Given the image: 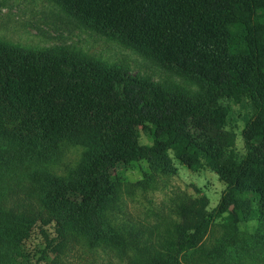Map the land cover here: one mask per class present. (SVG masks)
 Here are the masks:
<instances>
[{"label": "trees", "instance_id": "1", "mask_svg": "<svg viewBox=\"0 0 264 264\" xmlns=\"http://www.w3.org/2000/svg\"><path fill=\"white\" fill-rule=\"evenodd\" d=\"M54 1L187 85L64 47L0 41V264H17L13 254L39 219L54 222L63 240L75 233L92 246L102 241L141 255L131 264H184L180 258L197 253L213 218L224 214L226 232L208 253L210 264L225 263L243 225L255 227L256 246L263 243L264 0ZM226 101L248 108L242 155ZM139 126L157 136L142 143ZM66 144L84 153L62 175L51 165ZM171 151L192 171L209 167L225 190L212 211L205 197L180 204L184 220L158 247L141 227L111 220L120 182L110 171L138 161L172 169ZM71 192L80 199L69 201Z\"/></svg>", "mask_w": 264, "mask_h": 264}, {"label": "rangeland", "instance_id": "2", "mask_svg": "<svg viewBox=\"0 0 264 264\" xmlns=\"http://www.w3.org/2000/svg\"><path fill=\"white\" fill-rule=\"evenodd\" d=\"M0 41L34 49L64 47L122 65L133 74L149 76L159 83L187 85L181 76L171 73L134 48L82 25L54 0H0ZM192 88L197 89V86ZM225 104L230 106L232 114L233 122L229 127L233 125L236 133L234 149L242 155L245 152L242 130L248 108L232 101ZM138 128L142 143H149L157 136L141 126ZM62 150L51 168L56 173L68 175L81 160L84 149L66 144ZM169 154L172 169H158L147 161H138L118 165L110 171V177L120 182V197L110 211L111 220L115 225L141 227L149 237L148 241L155 242L158 247L172 236L173 224L184 220L180 204L205 197L206 209L212 211L225 190V184L209 167L192 171L172 151ZM67 198L71 202L80 199L74 192ZM223 217L213 218L197 253L180 258L184 264H210L208 253L218 246L226 232ZM254 229L253 225H243L239 233L242 242L230 244L226 249V264H264V242L256 246L252 234ZM62 240L57 235L54 222L44 223L39 219L14 252V261L17 264H131V259L141 260V255L130 250L127 255L102 241L92 246L85 236L79 234L72 233ZM41 257L43 260L37 263Z\"/></svg>", "mask_w": 264, "mask_h": 264}, {"label": "water", "instance_id": "3", "mask_svg": "<svg viewBox=\"0 0 264 264\" xmlns=\"http://www.w3.org/2000/svg\"><path fill=\"white\" fill-rule=\"evenodd\" d=\"M233 208V205H231V209Z\"/></svg>", "mask_w": 264, "mask_h": 264}]
</instances>
